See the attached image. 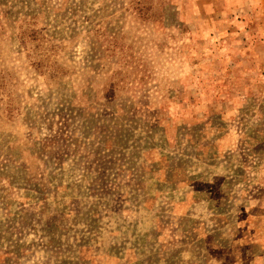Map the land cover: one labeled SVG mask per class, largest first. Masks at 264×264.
<instances>
[{"label":"rangeland","instance_id":"rangeland-1","mask_svg":"<svg viewBox=\"0 0 264 264\" xmlns=\"http://www.w3.org/2000/svg\"><path fill=\"white\" fill-rule=\"evenodd\" d=\"M0 264H264V0H0Z\"/></svg>","mask_w":264,"mask_h":264}]
</instances>
